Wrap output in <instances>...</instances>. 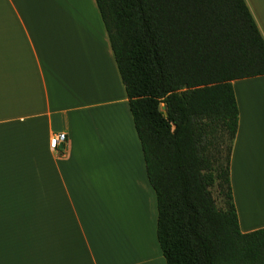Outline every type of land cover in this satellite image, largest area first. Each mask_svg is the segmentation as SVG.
Segmentation results:
<instances>
[{
    "label": "crops",
    "instance_id": "1",
    "mask_svg": "<svg viewBox=\"0 0 264 264\" xmlns=\"http://www.w3.org/2000/svg\"><path fill=\"white\" fill-rule=\"evenodd\" d=\"M245 1L264 37V0ZM232 86L229 180L249 232L264 228V74ZM156 218L95 0H0V264H165Z\"/></svg>",
    "mask_w": 264,
    "mask_h": 264
},
{
    "label": "trees",
    "instance_id": "2",
    "mask_svg": "<svg viewBox=\"0 0 264 264\" xmlns=\"http://www.w3.org/2000/svg\"><path fill=\"white\" fill-rule=\"evenodd\" d=\"M95 2L155 193L165 264H264V228L240 231L229 180L232 81L264 74V37L246 1Z\"/></svg>",
    "mask_w": 264,
    "mask_h": 264
},
{
    "label": "built area",
    "instance_id": "3",
    "mask_svg": "<svg viewBox=\"0 0 264 264\" xmlns=\"http://www.w3.org/2000/svg\"><path fill=\"white\" fill-rule=\"evenodd\" d=\"M66 141V134L64 132L53 133L49 139V147L55 150L59 144Z\"/></svg>",
    "mask_w": 264,
    "mask_h": 264
},
{
    "label": "rangeland",
    "instance_id": "4",
    "mask_svg": "<svg viewBox=\"0 0 264 264\" xmlns=\"http://www.w3.org/2000/svg\"><path fill=\"white\" fill-rule=\"evenodd\" d=\"M162 106H163V104L160 105V109H161V110H163V109H162ZM212 194H213V196L216 198V200H217V204H220V199L218 198L216 188H213V189H212Z\"/></svg>",
    "mask_w": 264,
    "mask_h": 264
},
{
    "label": "water",
    "instance_id": "5",
    "mask_svg": "<svg viewBox=\"0 0 264 264\" xmlns=\"http://www.w3.org/2000/svg\"><path fill=\"white\" fill-rule=\"evenodd\" d=\"M162 109H163V110L165 109V106H164V105L162 106Z\"/></svg>",
    "mask_w": 264,
    "mask_h": 264
}]
</instances>
